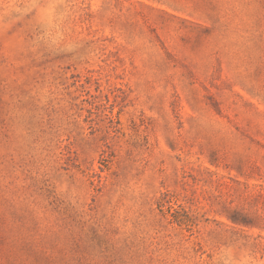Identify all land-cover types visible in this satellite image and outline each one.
Wrapping results in <instances>:
<instances>
[{
	"label": "rangeland",
	"instance_id": "1",
	"mask_svg": "<svg viewBox=\"0 0 264 264\" xmlns=\"http://www.w3.org/2000/svg\"><path fill=\"white\" fill-rule=\"evenodd\" d=\"M0 264H264V0H0Z\"/></svg>",
	"mask_w": 264,
	"mask_h": 264
}]
</instances>
